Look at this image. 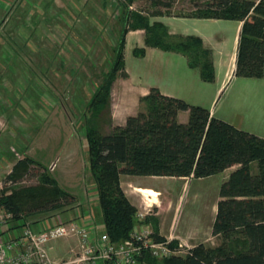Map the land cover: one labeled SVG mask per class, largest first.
<instances>
[{
	"label": "trees",
	"instance_id": "obj_1",
	"mask_svg": "<svg viewBox=\"0 0 264 264\" xmlns=\"http://www.w3.org/2000/svg\"><path fill=\"white\" fill-rule=\"evenodd\" d=\"M133 1L121 3L123 10L117 19L121 27L109 74L90 97L88 115L84 117L87 165L94 178L100 225L115 244L130 237L137 208L121 186V175L199 178L234 167L222 182L216 203L211 235L220 240L217 245L200 242L184 253L162 259L145 253L139 260L143 264H264L263 137L212 116L205 107L163 94L156 87H150L140 98L143 108L128 115L124 124H112L105 133L99 129L100 114L111 104L117 71L126 76L124 48L128 31L143 30L145 46L182 53L189 66L199 69L203 80L212 81L215 76L211 51L200 37L172 35L161 21L151 19L163 15L160 9H133ZM150 2L156 7L163 4L162 0ZM179 17L238 21L234 76H263L264 0L195 1L193 11ZM134 52L142 55L144 48ZM180 111L188 112L187 121L178 120ZM32 168L41 169L36 185L6 186L0 192V207L11 215L13 228L30 225L29 216L46 214L48 218L53 216L50 213H62L75 205V196L29 156L18 159L7 178L15 182ZM152 235L165 240L156 228ZM178 242L173 239L170 246L177 247Z\"/></svg>",
	"mask_w": 264,
	"mask_h": 264
},
{
	"label": "rangeland",
	"instance_id": "obj_2",
	"mask_svg": "<svg viewBox=\"0 0 264 264\" xmlns=\"http://www.w3.org/2000/svg\"><path fill=\"white\" fill-rule=\"evenodd\" d=\"M195 1L205 0H162L163 4L157 7L150 0H134L131 8L144 12L160 9L163 15L151 19L158 18L167 28V24L182 28L180 23L184 19L176 17L193 11ZM124 2L0 0V192L6 186H29L39 182L40 168H32L15 182L7 178L13 164L29 156L44 167L61 188L89 205L79 206L80 211H94L96 224L102 223L94 178L87 165L84 117L88 115L86 109L90 97L109 74L121 27L117 19L122 14L121 3ZM221 21V26L212 29L232 48L237 21ZM204 28L207 29L198 25V29L193 26L188 30ZM139 31L137 34H144L143 30ZM131 35L124 51V63L134 72L142 62L141 55L134 52L139 48L136 44L138 36L136 33ZM120 73L118 70L117 76H121ZM234 87L220 91L215 100L217 108L230 98ZM243 100L240 101L243 105L238 108L246 112L245 102L249 104L250 101ZM110 103L99 117V129L103 133L110 130L113 123L112 97ZM142 108L143 104L140 110ZM187 118L188 115L185 121ZM226 177L227 173L220 172L207 177H191L185 183L169 176L146 181L160 191L162 195L158 197L168 196L173 207L178 206L175 215L182 232L198 231L205 238L212 225L220 186ZM138 197L142 198V195L138 194ZM141 210L145 211V207ZM59 213L49 215H53L54 220H68L57 217ZM49 218L52 216L34 215L27 221L33 225L34 221L46 223ZM13 223L11 215L0 207V233L6 230L2 232L4 237L12 238L13 230L21 232L22 226L15 223L17 227L13 228ZM65 238H54L46 243V247L50 243H61ZM219 242L210 237L205 244L215 246ZM192 246L183 243L182 252ZM21 248L18 251L23 253ZM8 253L15 255L14 250Z\"/></svg>",
	"mask_w": 264,
	"mask_h": 264
},
{
	"label": "crops",
	"instance_id": "obj_3",
	"mask_svg": "<svg viewBox=\"0 0 264 264\" xmlns=\"http://www.w3.org/2000/svg\"><path fill=\"white\" fill-rule=\"evenodd\" d=\"M176 18L184 19L180 23L182 28H173L170 24H167L169 32L175 36L196 35L201 38L203 46L211 51L215 71L214 79L212 81L203 80L199 69L189 66L186 56L182 53L145 46L143 33H138V35L137 32H140L139 30L128 31L124 51L127 49L129 37L133 36L131 34L136 33V36H138L137 47H144V53L141 55L142 63L138 66L137 71L133 72L124 63L126 76H117L113 81V85L111 86L112 124L122 125L128 115L136 114L142 105L140 98L148 93L150 87H156L163 94L179 97L191 104L205 107L210 110L212 116L230 122L239 129L249 131L264 138V74L261 78H240L234 76L240 23L237 21L232 48H229V44L225 38L216 35L212 29L217 25L221 26L222 23L220 22L224 19H206L210 20L209 23H199V20L202 21L204 19ZM198 25L200 27L201 25L205 26L207 29L204 28L192 32L188 30L189 27L193 26L198 29ZM230 86H235L230 98L220 108H217L215 106L216 97L220 91H224L230 88ZM245 93L246 96L244 95ZM244 98L246 101H250L249 104L245 102L246 112H242L238 108L243 105V103L240 104V101H244ZM187 113V111H180L177 116L178 120L184 122L185 117L188 115ZM231 168L224 170L223 173H227L228 176ZM154 177L157 176H120L121 186L137 210L145 207L143 194L152 196L150 202L154 206V211L146 215L145 218V222L150 225L152 230L156 228L158 234L164 238L172 237L182 243L186 242L193 245L200 242L205 243L210 237L216 238L211 235V228L208 229V236L205 238L198 231L191 233L182 232L175 215L178 206L173 207L171 199L168 196H165L164 199L158 197L162 195L160 191L146 181ZM175 178L183 180L185 183L191 177ZM86 193L88 194L87 190ZM138 194H141L142 198L138 197ZM75 198L76 205H88L79 201L77 197ZM74 212L72 208V210L69 209L59 213L57 217L64 220L66 218L69 219L74 216ZM215 212L216 208L213 211L214 216ZM54 219L52 216L51 219H47L50 221L46 223L52 224L54 223ZM46 223L42 220L31 226L37 228L40 225L44 226ZM192 239L193 242H190ZM61 243H50L47 245L46 250L49 259L56 263L80 264L73 261L81 255L77 238L67 237ZM61 245H63L62 248Z\"/></svg>",
	"mask_w": 264,
	"mask_h": 264
},
{
	"label": "built area",
	"instance_id": "obj_4",
	"mask_svg": "<svg viewBox=\"0 0 264 264\" xmlns=\"http://www.w3.org/2000/svg\"><path fill=\"white\" fill-rule=\"evenodd\" d=\"M145 211L137 210L136 222L128 239L115 244L110 241L102 225L96 224L93 211H80L74 207L75 214L67 221L54 220L52 224L33 228L24 225L20 231L13 230L12 238L0 233V264H63L49 259L46 243L57 237L74 236L77 238L81 255L76 262L80 264H143L139 259L148 253L151 257L162 259L174 254L184 253L183 243L171 247L172 237L157 240L153 230L145 222L146 215L152 212L151 195H144ZM22 247L23 253L18 250ZM15 255H9V251ZM72 261V262H73Z\"/></svg>",
	"mask_w": 264,
	"mask_h": 264
},
{
	"label": "bare ground",
	"instance_id": "obj_5",
	"mask_svg": "<svg viewBox=\"0 0 264 264\" xmlns=\"http://www.w3.org/2000/svg\"><path fill=\"white\" fill-rule=\"evenodd\" d=\"M151 194V193H150Z\"/></svg>",
	"mask_w": 264,
	"mask_h": 264
}]
</instances>
